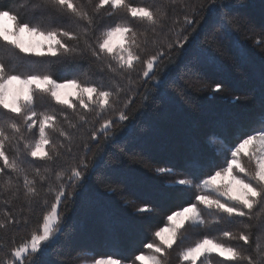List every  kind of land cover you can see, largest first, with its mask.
I'll list each match as a JSON object with an SVG mask.
<instances>
[{
	"label": "trees",
	"instance_id": "16d2710c",
	"mask_svg": "<svg viewBox=\"0 0 264 264\" xmlns=\"http://www.w3.org/2000/svg\"><path fill=\"white\" fill-rule=\"evenodd\" d=\"M79 2L91 12L96 0ZM129 2L154 10L159 8L169 17V24L172 18L181 17L186 11L181 2L195 5L198 12L195 18L199 21L194 25L195 31L189 29L186 33L188 40L183 42V47L164 48L166 55L157 64L155 80L137 79L141 65H136L131 92L127 78L108 72L90 53L55 57L17 53L18 60L5 50L7 46L0 44V59L10 70L39 71L51 74L58 82L75 78L82 83L103 84L113 90L118 83L124 89L116 107L125 111L128 118L119 121L111 109L105 113L104 118L113 120V127L107 139L101 134L98 140L88 141L92 146L88 153L89 167L77 186L70 188L58 205L59 231L37 255L39 264H82L94 258L137 264L135 256L149 250L146 244H158L154 233L167 224V216L195 202V187L188 188L177 181L184 178L198 181L209 171L226 166L224 146L234 144L238 133L255 131L264 117V44L255 43L257 39H264V0ZM4 8L16 12L20 20L44 30H78L70 14L54 9L44 0H0V9ZM213 9L215 12L210 18ZM222 17L224 22L231 21L226 29L220 27ZM116 21H130V17L124 10H117L112 16L101 10L96 18L97 32ZM131 23L138 31L143 29L139 21ZM197 33L198 38L193 42ZM144 39L142 36L141 40ZM155 39L164 42L161 35ZM147 40L142 53L145 57L156 51L151 32ZM216 84L222 85L219 92L212 90ZM126 95L131 103L125 108ZM35 107L42 111L58 106L38 93ZM87 115L89 124L73 132L76 144L83 143L87 138L85 133H90L93 126L99 127L95 114ZM6 151L10 157L15 154L12 145H8ZM82 152V149H74L76 155ZM32 163L43 164L41 161ZM161 168L165 171H159ZM8 175L15 179L14 174ZM6 179L7 176L0 175V218L7 211L12 217L21 219L18 226L12 225L7 233H0V241H6L10 247L13 241L19 244L29 237L41 219L43 208L35 205L32 212H21L22 199L3 203L13 192L10 188L5 190ZM48 199L50 203L53 200L51 196ZM139 208L150 211L141 212ZM254 213H260V222L264 223V211L258 207ZM24 216L28 217L27 224L23 223ZM205 216L207 218L206 212ZM242 227L226 222L203 228L188 226L184 237L168 250L165 264H178V252L205 235L251 251V245L243 246L242 242L226 240L221 235L225 229L236 231ZM258 232V228L252 229L253 244ZM211 259L213 264H228L219 257Z\"/></svg>",
	"mask_w": 264,
	"mask_h": 264
},
{
	"label": "snow or ice",
	"instance_id": "6c2138e0",
	"mask_svg": "<svg viewBox=\"0 0 264 264\" xmlns=\"http://www.w3.org/2000/svg\"><path fill=\"white\" fill-rule=\"evenodd\" d=\"M44 2L70 14L77 22L78 30H44L20 20L11 9H0V44L7 46L5 50L18 60L20 56L17 53L52 57L90 53L108 72L122 79L127 78L129 92L134 84L132 73L136 72L137 64L141 65L137 79L155 80L157 64L166 55L164 48L183 47V42L188 40L186 33L189 29L195 31L194 25L199 23L195 18L198 15L196 6L182 2L181 7L186 11L181 17L172 18L170 24L167 14L159 8L154 10L150 6L133 5L129 0H96L91 12L79 0ZM101 10H105L107 16L124 10L130 21H116L97 32L96 18ZM214 12L215 9L210 10V18ZM221 20L220 27L223 29L231 23L230 20L224 22L223 17ZM131 21H139L143 29L138 31ZM148 32L153 35L152 43L156 51L145 57L142 53L148 43ZM157 35H161L164 42L155 39ZM198 35L193 37V42ZM142 36L145 37L143 41ZM66 40L77 43L69 45ZM255 43L262 45L264 39H257ZM221 87L216 84L212 90L219 92ZM123 91L118 83L113 90L103 84L82 83L75 78L58 82L51 74L39 71L16 72L0 59V175L7 176L5 190L13 189L11 197L2 202L10 204L12 199H22L21 212H32L35 205L43 208L41 219L29 237L19 244L13 241L10 247L6 241H0V264H39L36 257L44 251L42 246L50 243L58 231V205L68 195V190L77 186L89 167L88 153L92 146L88 141L98 140L101 134L107 139L113 127V120L104 118L105 113L111 109L119 121L128 118L125 111L116 107ZM38 93L48 97L58 107L37 111ZM129 103L131 98L126 95L124 107ZM89 113L95 114L99 127L93 126L90 133H85L87 138L83 143L76 144L73 132H79L89 124ZM53 133L56 135L53 136ZM8 145H12L15 153L11 157L6 151ZM74 149H82L83 152L76 155ZM223 150L226 166L209 171L198 181L195 178L177 181L188 188L195 187V202L172 211L167 216L166 226L154 233L159 244H146L150 254L136 255L135 261L139 264H165L168 250L184 237L188 226L203 228L226 222L243 227L236 231L223 230V239L240 241L243 246L251 245V251L205 235L178 252V264H213V256L228 264H264V223L260 222V213H254L258 207L264 211V117L259 128L238 133L236 142L226 144ZM32 161L43 164L35 165ZM9 173L14 174L15 179ZM49 196L53 198L51 203ZM138 211L150 210L139 208ZM22 219L23 223H28L27 216ZM253 220L257 223H249ZM20 223L21 219L4 211L3 218H0V233H7L10 226ZM254 227L259 230L255 244L252 240ZM92 264H121V261L94 258Z\"/></svg>",
	"mask_w": 264,
	"mask_h": 264
},
{
	"label": "rangeland",
	"instance_id": "374dc122",
	"mask_svg": "<svg viewBox=\"0 0 264 264\" xmlns=\"http://www.w3.org/2000/svg\"><path fill=\"white\" fill-rule=\"evenodd\" d=\"M262 102H264V101H262ZM165 226H166V225H165ZM165 226H164V227H165ZM164 227H162V228H164ZM58 231H59V228H58ZM58 231H57V233L54 235L52 241H53V240L55 239V237L57 236ZM157 241H158V244H159V240H157ZM48 244H49V243H48ZM48 244H46L45 246H47ZM45 246H42V247L45 248ZM145 254H150V249H149ZM109 259H110V258H104V259H100V260L107 261V260H109ZM136 262H137V264H139L138 261H136ZM82 264H92V261L83 262Z\"/></svg>",
	"mask_w": 264,
	"mask_h": 264
}]
</instances>
